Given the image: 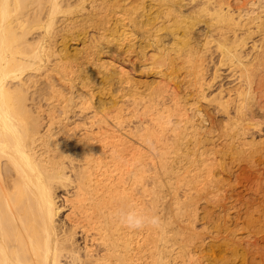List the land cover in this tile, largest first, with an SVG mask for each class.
<instances>
[{
    "label": "bare ground",
    "instance_id": "1",
    "mask_svg": "<svg viewBox=\"0 0 264 264\" xmlns=\"http://www.w3.org/2000/svg\"><path fill=\"white\" fill-rule=\"evenodd\" d=\"M119 2L0 0V264H264V0Z\"/></svg>",
    "mask_w": 264,
    "mask_h": 264
},
{
    "label": "rangeland",
    "instance_id": "2",
    "mask_svg": "<svg viewBox=\"0 0 264 264\" xmlns=\"http://www.w3.org/2000/svg\"><path fill=\"white\" fill-rule=\"evenodd\" d=\"M124 0H121L120 2H119V0H117V2H119V3H124L123 2ZM127 1V0H126ZM224 1H228V2H230L232 5H234V6H237V5H244V4H247V5H249L248 3H246L247 2V0L245 1V0H224ZM245 2V3H244ZM242 3V4H241ZM246 5V6H247ZM89 30H94V32H96L97 30L96 29H93V28H89ZM255 35V39H258V35H256V34H254ZM79 37V36H78ZM80 40L78 39L77 41H71V40H69L68 41V43H69V49L71 50V51H73V50H75V49H79L80 47L82 48L83 46H82V44H81V41L79 42ZM67 43V44H68ZM81 45V46H80ZM72 47V48H71ZM213 56V55H212ZM214 56H215V58L217 57L216 55H215V53H214ZM214 56H213V59H215L214 58ZM102 58H107V57H102ZM125 59H126V57H125ZM131 59H133V58H130V56H129V58L128 59H126L125 60V62L127 63V65H130V66H132L131 68H130V66H128L129 67V69L130 70H134V71H136V72H134V79L136 78L138 81V84H136V86L138 87V89L140 88L141 90H145V91H147V88L150 86V85H155V81L154 80H156V82H157V80L159 79L158 77H156V75H154V74H152V72L151 71H149V72H147V73H145L144 71H140V70H138V60L137 59H134V61L133 60H131ZM129 60H130V62H129ZM132 61L134 62V64L132 63ZM212 66V65H211ZM211 66L209 67L210 68V70H211ZM85 67V66H84ZM183 69L184 68H182L180 71H178L179 73L178 74H176V75H174L175 73H177V71L176 70H174L173 68H172V70L170 69V68H168V69H166V73H164V74H166L165 75V77L167 78V80L170 82V83H172V84H175L177 87L180 85V84H177V81L180 79V78H183V80H185L186 81V83H187V80H190L191 78H192V75L191 74H188V75H186L185 76V74H187L185 71H183ZM221 69H223V67L221 68ZM138 70V71H137ZM185 70V69H184ZM187 70H189V69H187ZM210 70H208L207 72L208 73H210L211 71ZM163 71H165V69L163 70ZM169 71V72H168ZM170 71H173L174 72V74L172 73V72H170ZM222 71V70H221ZM227 71H229L228 70V68L227 69H225V70H223V74L221 75V76H223L224 74H228L227 73ZM231 71V70H230ZM151 72V73H150ZM185 72V73H184ZM172 73V74H171ZM208 73H207V75H208ZM229 73H231V72H229ZM172 75H174V76H172ZM170 76H171V78L172 77H175V78H173V79H170ZM229 76V74L228 75H226L221 81L222 82H224V81H226V82H228L229 80V82H231V79L230 78H232V77H228ZM157 78V79H156ZM185 78V79H184ZM135 79V80H136ZM154 79V80H153ZM229 79V80H228ZM256 79H257V81H259V82H261L259 79H263L262 80V83H259V84H263V87H262V89H263V91H261V92H259L260 94H264V93H262V92H264V74H259V76L258 77H256ZM152 81V82H151ZM218 81V80H217ZM216 81V84H218V82ZM151 82V83H150ZM173 82H175V83H173ZM234 82L235 81H233L232 80V83H225V84H229V85H231V84H234ZM171 84V85H172ZM254 84H258L256 81H255V83ZM174 85V86H175ZM173 86V85H172ZM184 86V85H183ZM183 86L182 87H180V88H177V89H179V95L181 96V99H186V97H188L189 95H190V93H189V91H187V93H186V90L187 89H184L185 91H183ZM139 89V90H140ZM182 91V92H181ZM189 93V94H188ZM185 94V95H184ZM96 95H98V93H96ZM105 99V98H104ZM264 99V95L262 96V100ZM264 101V100H263ZM216 116H218L219 117V115H217L216 114ZM263 125H264V123H263ZM262 125V126H263ZM263 131H264V126H263ZM225 134V133H224ZM227 136L225 135L224 136V138L222 137V138H220V139H218L217 141H214V142H216V143H213V144H209L207 147H209V146H211V145H213V147H211V149H212V152L211 153H209V152H206V153H209V154H203L202 156H204V157H207L208 155H210V154H213V155H210V156H208L209 158H211V157H213V159L211 158L210 160L211 161H213V163H214V165H216L218 162H220V161H222V162H225V163H228V164H230V165H232V169H234V171L235 172H239L242 168H244L245 166H243V164L241 163H237L236 161L235 162H233L234 160H231V154L228 152V150H226L227 148L223 145V142L225 141L224 139L226 138ZM257 139H258V137H257ZM219 143V144H218ZM218 144V145H217ZM222 147V148H221ZM224 147V148H223ZM217 148V149H216ZM225 150V151H224ZM216 151L218 152V153H216ZM221 151V153H219ZM225 152V155L226 156H229V157H226L225 155V157L222 155L223 153ZM229 153V154H228ZM216 154V155H215ZM220 154V155H219ZM223 156V157H222ZM218 158V159H215V158ZM222 157V158H221ZM225 158V159H224ZM215 159V160H214ZM231 160V161H229V160ZM218 160V161H217ZM217 161V162H216ZM229 161V162H228ZM232 163V164H231ZM237 163V164H236ZM236 165H238V167L236 166ZM241 165V166H240ZM243 166V167H242ZM242 167V168H241ZM218 171V170H217ZM216 174V177H219V171H218V174L217 173H215ZM221 175V174H220ZM225 176V175H224ZM223 176V177H224ZM226 177V176H225ZM227 178V177H226ZM226 178H221L222 179V181L223 182H219V183H217V186H216V188L217 189H219L220 188V191L219 190H217L218 192H221L222 190H223V193H225L226 191H231V189H229V187H228V182H231V181H233V179H230V180H227ZM224 180H226V182H224ZM252 180V181H251ZM258 180H259V178H258ZM246 183H244L243 184V186L245 185V186H251L253 183V178L252 177H248L247 179H246V181H245ZM222 183H224V184H222ZM219 185H221V187L219 186ZM224 185L226 186V187H224ZM243 186H239V187H237L233 192H237V191H242L243 190ZM210 188V187H209ZM225 188V189H224ZM214 190V189H213ZM225 190V191H224ZM204 201V200H203ZM202 200L201 201H199V207H202V208H204V209H208L210 206H209V204L207 203V202H203ZM200 202H202V203H200ZM204 203V204H203ZM207 203V204H206ZM206 204V205H205ZM202 205V206H201ZM202 208H199V213H200V215L201 214H203L204 213V210L202 209ZM202 221H203V219H201ZM201 220H198L197 222V226H200L199 224H201ZM202 225V224H201ZM211 228H214L213 226H211ZM206 254V253H205Z\"/></svg>",
    "mask_w": 264,
    "mask_h": 264
},
{
    "label": "clouds",
    "instance_id": "3",
    "mask_svg": "<svg viewBox=\"0 0 264 264\" xmlns=\"http://www.w3.org/2000/svg\"><path fill=\"white\" fill-rule=\"evenodd\" d=\"M111 216L122 227L132 231L152 228L160 230L163 226L162 218L154 211H140L131 205H125L115 209Z\"/></svg>",
    "mask_w": 264,
    "mask_h": 264
}]
</instances>
